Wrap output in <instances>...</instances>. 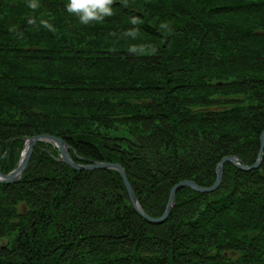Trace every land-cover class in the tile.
Here are the masks:
<instances>
[{
  "label": "trees",
  "instance_id": "16d2710c",
  "mask_svg": "<svg viewBox=\"0 0 264 264\" xmlns=\"http://www.w3.org/2000/svg\"><path fill=\"white\" fill-rule=\"evenodd\" d=\"M68 3L0 0V172L53 135L76 163L121 164L158 218L180 181L211 187L229 155L256 163L264 0H113L87 24ZM59 158L39 142L22 180L0 184V264H264V155L225 163L214 192L179 189L157 224L118 171Z\"/></svg>",
  "mask_w": 264,
  "mask_h": 264
},
{
  "label": "water",
  "instance_id": "95a60500",
  "mask_svg": "<svg viewBox=\"0 0 264 264\" xmlns=\"http://www.w3.org/2000/svg\"><path fill=\"white\" fill-rule=\"evenodd\" d=\"M39 142H47L53 144L60 151V161L70 165L72 168L78 171H92L98 169L105 170H115L118 171L123 179L124 185L126 187V191L130 197L132 205L135 211L144 219L151 223H162L166 221L171 215L174 208V201L176 198L177 191L179 189L189 187L197 192L201 193H211L220 188L222 185L223 177H224V165L229 162L237 168L243 169L245 171L258 169L262 163L263 155H264V131L261 135L260 141V150L257 155V161L254 165L249 166L241 162L238 156L229 155L222 159V161L217 165L216 168V181L211 187H202L191 180H183L177 183L170 191L168 202L166 205L165 212L161 217L155 218L146 213L144 208L142 207L139 199L137 198L131 183L129 182L126 172L121 164L119 163H111V162H93L89 165H83L81 163H76L71 156L69 155V145L62 139L53 135L43 134L36 135L25 140V146L21 154V158L17 167L12 170L8 174H4L0 172V184H14L18 183L22 180L28 166L30 163V159L34 153L35 147Z\"/></svg>",
  "mask_w": 264,
  "mask_h": 264
},
{
  "label": "clouds",
  "instance_id": "9594fccd",
  "mask_svg": "<svg viewBox=\"0 0 264 264\" xmlns=\"http://www.w3.org/2000/svg\"><path fill=\"white\" fill-rule=\"evenodd\" d=\"M112 2L113 0H69L67 10L78 15L81 23L87 24L93 20H101L104 15H109L108 5Z\"/></svg>",
  "mask_w": 264,
  "mask_h": 264
},
{
  "label": "rangeland",
  "instance_id": "374dc122",
  "mask_svg": "<svg viewBox=\"0 0 264 264\" xmlns=\"http://www.w3.org/2000/svg\"><path fill=\"white\" fill-rule=\"evenodd\" d=\"M124 136H126L125 134H123ZM51 144V143H50ZM53 145V144H52ZM54 146V145H53ZM57 148V147H56ZM24 149V148H23ZM58 149V148H57ZM23 151V150H22ZM22 154V153H21ZM21 158V157H20ZM60 159V158H59ZM15 169V168H14ZM13 169V170H14ZM10 173V172H9ZM21 210H26V208L24 207V206H22L21 207ZM6 243H7V241L6 240H2V241H0V245L1 246H4V245H6Z\"/></svg>",
  "mask_w": 264,
  "mask_h": 264
}]
</instances>
